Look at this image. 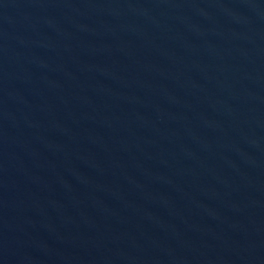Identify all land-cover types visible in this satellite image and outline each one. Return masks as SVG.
Here are the masks:
<instances>
[{
    "label": "water",
    "instance_id": "95a60500",
    "mask_svg": "<svg viewBox=\"0 0 264 264\" xmlns=\"http://www.w3.org/2000/svg\"><path fill=\"white\" fill-rule=\"evenodd\" d=\"M0 264H264V0H0Z\"/></svg>",
    "mask_w": 264,
    "mask_h": 264
}]
</instances>
